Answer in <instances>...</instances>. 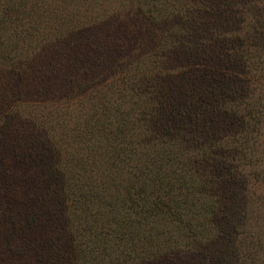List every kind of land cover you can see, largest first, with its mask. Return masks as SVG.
I'll use <instances>...</instances> for the list:
<instances>
[{
  "label": "trees",
  "instance_id": "1",
  "mask_svg": "<svg viewBox=\"0 0 264 264\" xmlns=\"http://www.w3.org/2000/svg\"><path fill=\"white\" fill-rule=\"evenodd\" d=\"M205 1L195 0L201 8L185 16L177 11L162 22L164 14L155 9L145 13L151 26H167L152 34L154 50L145 52L157 57L139 54L134 72L121 77L126 104L116 99L104 106H111L100 127L107 163L101 172L94 169L105 184L91 172L85 185L73 171L67 173L78 166L72 153L62 152L49 165L43 161L49 186L61 181L53 194L65 227L87 239L86 260L94 259L90 253L99 240L113 254L111 264H190L200 256L203 263L197 264H264V46H252L250 52L243 40L237 48H227L226 58L205 54L203 41L206 36L219 39L222 23L217 28L213 24L223 16L221 2ZM153 2L147 5L153 8ZM173 27L177 32L170 38H176L171 51L177 62L186 57L182 70L189 68L187 77L159 79L167 65L161 50ZM3 180L0 239L22 227L29 232L46 229L53 216L43 204L46 196L41 194L34 205L26 193L22 217L15 219L8 213L13 200ZM97 200L103 211L95 214ZM93 216L105 225L98 228ZM11 243L14 253L20 246Z\"/></svg>",
  "mask_w": 264,
  "mask_h": 264
},
{
  "label": "rangeland",
  "instance_id": "2",
  "mask_svg": "<svg viewBox=\"0 0 264 264\" xmlns=\"http://www.w3.org/2000/svg\"><path fill=\"white\" fill-rule=\"evenodd\" d=\"M149 1L0 0V144H3L0 180H5L12 194L13 211L8 209V213L15 214V219L22 217L20 209L27 193L28 202L34 205L41 194L46 196L43 204L53 214L46 229L29 232L22 227L12 232L11 237H2L0 264L113 263V254L104 250L99 240H95L94 252L90 253L94 259L84 258L90 256L86 254L88 248L83 246L87 239L82 232L71 229L69 232L65 227V219L59 213L62 207L54 203L53 194L61 188V181L49 186L46 174L49 169L44 170L43 161L46 159L45 164L49 165L62 152L72 153L78 166L76 170L68 169L67 173L73 171L80 184L90 181V172L96 181L104 179L97 174V169L103 171L107 163L105 140L100 139L104 132L100 127L108 121L111 106L107 109L104 106L116 99L122 106L126 104L121 77L134 72L135 57L139 54L144 53L143 57L153 60L157 57L145 52L154 50L152 34H159L167 26L163 23L151 26L145 13L155 9L158 14H164L159 18L162 22L177 11L183 10L185 16L201 8L195 0H154L153 8L147 5ZM218 1L223 11L222 22L215 20L213 25L217 28L222 23L217 28L222 35L219 39L206 36L205 54L226 58L230 55L227 48H237L243 40L250 52L252 46H264V0ZM175 25L173 22L172 26ZM176 29L171 28L165 38L161 51L166 54L167 65L159 79L187 77L185 72L189 68L182 70V66L188 65L186 57L177 62L176 54L171 51L176 38H170ZM234 73L243 78L235 68ZM141 74L137 77H142ZM176 86L181 87L180 83ZM122 175L120 180L124 181ZM50 187L51 192L46 193ZM121 189L125 192L123 186ZM74 190L71 191L73 198ZM95 204L94 213L102 212L100 202L97 200ZM3 218L0 215V220ZM93 219H97L98 228L106 223L94 216ZM11 239L15 240L14 245L20 246L14 247V253ZM199 261L202 256L193 258L190 264Z\"/></svg>",
  "mask_w": 264,
  "mask_h": 264
}]
</instances>
